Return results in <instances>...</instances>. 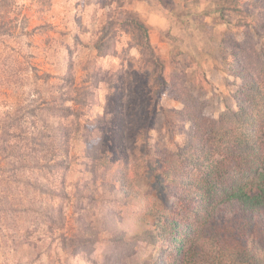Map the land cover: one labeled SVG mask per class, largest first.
Listing matches in <instances>:
<instances>
[{"label":"rangeland","instance_id":"1","mask_svg":"<svg viewBox=\"0 0 264 264\" xmlns=\"http://www.w3.org/2000/svg\"><path fill=\"white\" fill-rule=\"evenodd\" d=\"M116 1L112 9L117 7ZM126 1L149 25L151 43L168 69L167 74L184 76L189 91L204 104L202 113L218 117L226 108H235L234 94L240 81L230 71L231 52L223 41L238 46L249 40L257 50L264 49V33L260 38L252 24L258 20L253 11L255 0ZM7 2L5 28L11 34L3 33L0 27V127L6 115L15 124L20 117L18 110L29 96H58V77L66 72L71 52L81 89H87L97 68L99 78L106 79L96 93L93 107L83 108L81 103L76 106L83 112L81 125L103 131L105 126L112 130L113 124L116 131L107 135L106 145L117 159L127 149L129 160L140 169L139 193L157 197L162 202L159 207L169 212L171 197L158 172V151H175L184 140L188 124L181 113L185 106L181 94L147 86L148 73L142 69L145 62L130 43V36L122 31L110 55L98 57L94 41L108 13V9H102L103 0H43L40 5L33 0ZM246 24L252 25L248 28ZM45 74L51 76L48 83L44 81ZM119 81L128 83L125 91L119 85L112 95L108 87ZM108 95L117 116L113 121L106 116L107 121L99 126L98 118L106 110ZM85 98L88 99H81ZM94 132L99 140L101 134ZM82 140L79 137L72 141L73 171L45 174V179L59 186L66 180L68 191L74 193L76 187V192L86 199L45 201L42 213L50 219L39 215L41 210L34 206V195L26 186L12 181L0 154V264H157L160 256L166 257L151 245L147 231L154 224L144 216L141 201L132 199L115 206L113 196L105 194L103 183H112L118 177L121 163L113 164L109 172L97 168L83 178L88 169L80 166L85 152ZM90 192L104 197L92 203ZM62 233L80 241L91 237L94 242L77 256H68L61 250ZM201 248L191 247L188 253L194 256L187 264H202Z\"/></svg>","mask_w":264,"mask_h":264},{"label":"trees","instance_id":"2","mask_svg":"<svg viewBox=\"0 0 264 264\" xmlns=\"http://www.w3.org/2000/svg\"><path fill=\"white\" fill-rule=\"evenodd\" d=\"M33 1L40 5L43 0ZM115 1L102 2V9H108V13L94 41L98 57L110 55L122 31L130 36V43L145 62L142 69L148 73L147 86L160 92L175 90L185 101L181 113L188 130L182 144L175 151H158V172L171 197L169 212L159 207L162 202L157 197L141 196L137 189L140 169L129 160L127 149L117 159L106 145L107 135L116 131L113 124L112 130L105 126L103 131L81 125L83 112L76 106L81 103L83 108L85 105L93 107L96 93L106 79L99 78V68L98 72L92 69L90 84L86 90L81 89L76 82L71 52L66 59V72L58 77L61 82L58 96L45 98L41 93L37 99L29 96L18 110L20 117L15 124L9 115L4 118L0 127V154L7 165L5 171H9L12 181L26 186L34 195L31 200L41 210L39 215L50 219L42 213L47 206L45 201L86 199L84 194L76 192V187L74 193L68 191L66 180L59 186L45 179V174L73 171L72 141L80 137L85 148L80 166L86 165L88 169L83 178L87 179L97 168L109 172L113 164L121 163L114 183H103L105 194L113 196L111 202L115 206L132 199L141 201L144 216L154 224L147 231L151 245L166 256H160L157 264H187L194 256L188 253L194 245L202 247V264H264V49L257 50V45L249 40L238 46L223 41L225 49L231 52L230 71L240 81V86L234 94L235 108H226L218 117L206 116L202 113L204 104L189 91L184 76L167 74L168 69L151 43L147 22L126 0H117V7L112 9ZM7 4V0H0L3 12L0 27L3 33L11 34L5 28L9 16ZM253 11L258 17L257 23H252L254 31L261 38L264 0H255ZM252 24L246 26L249 28ZM50 78L45 74L44 81L48 83ZM127 84L119 81L108 89L113 95L119 85L125 91ZM110 95L106 110L98 118L99 126L107 121L106 116L112 121L117 116V111L110 106ZM29 128L33 130L28 132ZM94 131L101 134L99 140ZM26 173L29 176L24 177ZM90 193L92 203L104 197ZM59 220L63 223L64 218ZM93 242L91 237L80 241L62 233L61 250L75 257Z\"/></svg>","mask_w":264,"mask_h":264}]
</instances>
